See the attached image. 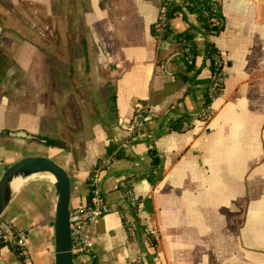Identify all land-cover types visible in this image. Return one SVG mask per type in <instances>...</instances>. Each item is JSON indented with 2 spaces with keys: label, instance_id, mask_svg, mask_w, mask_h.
<instances>
[{
  "label": "crops",
  "instance_id": "1",
  "mask_svg": "<svg viewBox=\"0 0 264 264\" xmlns=\"http://www.w3.org/2000/svg\"><path fill=\"white\" fill-rule=\"evenodd\" d=\"M16 1L24 0L3 3ZM26 1L46 6L48 21L62 26L48 29L51 40L41 45L39 31L8 29L10 9L0 15V177L31 141L41 143V155L71 176L73 208L88 203L98 166L112 211L84 226L90 245L74 252L75 264H264V0H220L224 27L210 40L226 78L213 115L194 126L212 75L209 38L197 32L187 71L174 36L159 44L153 33L159 0ZM199 25L188 10L170 22L173 33ZM139 105L144 121L123 156L106 164L108 145L129 138ZM182 115L192 118L172 129ZM34 135L66 146L48 147ZM152 146L163 168L155 185L147 178ZM123 180L139 199V222ZM37 187L22 186L2 215L27 245L24 258L4 246L0 264H55V201Z\"/></svg>",
  "mask_w": 264,
  "mask_h": 264
},
{
  "label": "built area",
  "instance_id": "2",
  "mask_svg": "<svg viewBox=\"0 0 264 264\" xmlns=\"http://www.w3.org/2000/svg\"><path fill=\"white\" fill-rule=\"evenodd\" d=\"M173 4L180 5L183 10H187L186 3L183 0H159V12L158 17L153 25L154 35L160 44L164 38V31L169 23V10ZM185 52H190L189 46L184 49ZM192 57V54H190ZM222 72L220 74H214L212 72L211 80L208 86L210 91V97L212 101L219 95L217 91L223 89V85L226 78L224 71L225 60L222 57ZM212 102L205 104L203 102L196 117L193 118L191 124L197 125V120L203 121L209 119L213 115ZM145 118V109L139 105L136 107L132 119L126 125L127 139L121 142L120 148L128 146L129 139L136 133L137 128L141 125ZM114 156H111L105 163H110ZM90 185V199L85 205H77L71 209V231L73 237L74 252L78 250H85L89 247L90 242L83 236V228L85 225L103 217L104 215L112 211V206L109 201L105 198L100 186L98 171L91 173L89 176ZM120 188L123 192V197L130 207H139V199L135 196L133 189L129 182L125 180L121 181ZM130 228V227H129ZM10 244H16L22 248V254H25V248L27 245L25 233L18 231L14 227V220L0 218V257L3 254V247ZM29 264V263H27Z\"/></svg>",
  "mask_w": 264,
  "mask_h": 264
},
{
  "label": "trees",
  "instance_id": "3",
  "mask_svg": "<svg viewBox=\"0 0 264 264\" xmlns=\"http://www.w3.org/2000/svg\"><path fill=\"white\" fill-rule=\"evenodd\" d=\"M186 3L187 10L193 14H196L200 25L193 27L190 26L186 30L173 33V30L170 27V22L172 19L176 18L181 12H183V8L178 4H173L169 10V23L164 31L163 38L166 39L169 36L173 35L174 39L181 44L182 47V55L181 58L184 63L187 65V71L193 70L196 61L197 55V44H196V34L197 32L202 33L204 36L208 37L206 43V51L207 55L210 57V66L211 70L214 74H220L222 72V56L215 46L214 42L210 40L212 35H217L223 30L224 16L222 14V7L220 0H183ZM195 29V31H192ZM154 33V30H153ZM186 46H189L190 52H185L184 49ZM192 54V57H190ZM185 80H189V77L184 75ZM222 90H218L217 93L220 94ZM114 105L116 104V98L114 95ZM212 99L210 97L209 89L205 92V104H210ZM196 117V116H195ZM192 117L189 115H182L179 117L172 125L171 128L174 130H182L185 122H189ZM33 139L36 141L43 142L46 146L52 147H64L66 144L58 139H54L51 137H46L42 135H34ZM108 154L112 155L116 158L123 156V149L118 146L116 143H110L108 145ZM150 154L153 157V168L150 173L147 174V178L151 182L152 185H155L162 177H163V168L161 167V157L158 153V150L155 146L150 148ZM98 168V166L96 167ZM95 170L92 172L94 173ZM128 182L127 180H125ZM90 199V194H89ZM132 213L135 215L136 220L139 222L137 217V207H131ZM12 247L16 253L21 258H24V254H22V248L18 247L16 244L8 245Z\"/></svg>",
  "mask_w": 264,
  "mask_h": 264
},
{
  "label": "water",
  "instance_id": "4",
  "mask_svg": "<svg viewBox=\"0 0 264 264\" xmlns=\"http://www.w3.org/2000/svg\"><path fill=\"white\" fill-rule=\"evenodd\" d=\"M16 135L29 136L24 131ZM47 172L54 177L57 201L54 213L55 264H75L73 237L71 231L72 181L67 169L46 155L25 156L9 165L0 177V218L13 196L11 182L18 176H30Z\"/></svg>",
  "mask_w": 264,
  "mask_h": 264
},
{
  "label": "rangeland",
  "instance_id": "5",
  "mask_svg": "<svg viewBox=\"0 0 264 264\" xmlns=\"http://www.w3.org/2000/svg\"><path fill=\"white\" fill-rule=\"evenodd\" d=\"M8 2H4L3 0H0V15L5 12V10L10 9V15L12 16L9 19H6V25L8 29H30V30H36L39 31L40 38H37L36 41L39 42L41 45H46L48 41L51 40L47 36L48 29H52L55 26V29L60 28L61 23L57 22H50L48 21V8L46 6H33L31 4H28L26 0L24 1H16L15 4H11ZM23 16V17H22ZM25 16V17H24ZM22 17V18H21ZM26 17L33 18L34 23L31 21H27ZM39 17L37 20L36 18ZM36 19V20H35ZM22 20V21H21ZM52 24V26H51ZM13 41L17 40L16 38L11 39ZM58 42V39H56ZM57 57H62V55H56ZM44 151V145L41 143L31 141L28 146L25 147L23 150L24 154H27V156H34V155H41V152ZM56 160V159H54ZM30 183H37L39 189H41L44 192H47L51 200L57 201V192L54 186V178L51 176V174L47 172H39L32 174L28 177H26L24 181V185L30 184ZM20 185V182H19ZM37 194V197L39 196L38 189L34 190ZM17 192H14L13 195H15ZM55 209V207H54ZM55 211V210H54ZM2 218V217H1Z\"/></svg>",
  "mask_w": 264,
  "mask_h": 264
},
{
  "label": "bare ground",
  "instance_id": "6",
  "mask_svg": "<svg viewBox=\"0 0 264 264\" xmlns=\"http://www.w3.org/2000/svg\"><path fill=\"white\" fill-rule=\"evenodd\" d=\"M26 177L28 176H18L12 180L11 186L14 192H17L23 186ZM19 182H20V185H19Z\"/></svg>",
  "mask_w": 264,
  "mask_h": 264
}]
</instances>
